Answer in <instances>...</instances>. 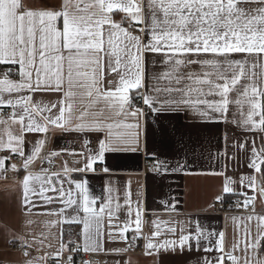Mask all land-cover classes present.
<instances>
[{
	"label": "snow or ice",
	"instance_id": "obj_1",
	"mask_svg": "<svg viewBox=\"0 0 264 264\" xmlns=\"http://www.w3.org/2000/svg\"><path fill=\"white\" fill-rule=\"evenodd\" d=\"M119 13L124 14L123 19L114 20ZM149 53L161 56L160 62L167 70L150 76V82H155L147 91H141L145 89V56ZM0 65L6 66L0 73V126L7 130V141L0 139V151L23 159L22 168L27 173L22 181L25 209L36 207L30 194L37 195V190L31 184L40 181L39 197L51 204L53 197L46 193H56L63 205L46 214L61 217L64 223L81 224L84 237L82 247L69 248L61 242L54 255L32 257L29 249L36 243L35 238L30 241L27 234L18 233L8 242L19 244L26 257L22 264H46L48 259L52 264H61L66 250L69 256L64 264H74L72 252L104 251L99 242L103 235L101 214L106 213L109 221L113 216L111 199L99 210L93 207L96 200L90 199L86 180L75 182L82 195L79 203L72 190L64 188L60 172L45 168H41V174L30 171L37 160L51 164L52 158L61 155L52 151L41 156L51 129L103 133L95 154L90 149L88 155L71 152L84 156L83 168L70 169L66 162L62 168L64 173L94 171V164L103 162L106 152L119 150L127 143V134L116 129L141 127L140 118L145 112L132 103L130 90L135 89L148 112L155 114V127L161 135L169 132L161 120L167 114L192 110L206 121L227 123L230 104L240 109L248 104L243 126L248 131H259L264 139V0H62L59 8L35 7L25 0H0ZM160 80L167 81L164 87L159 85ZM36 94H59L62 99L43 105L33 101ZM128 117L136 122L125 123ZM13 125L18 126L15 134ZM25 133L45 134L28 155L23 151ZM133 135L138 143L139 132ZM89 143L84 140L85 147ZM245 143L235 147L243 148ZM252 144L248 167L259 179L257 175L242 177L240 183L247 181L246 186L264 201V147L257 151L254 140ZM10 158L0 157V175L8 171L5 162ZM10 167L20 170L15 164ZM235 183L226 178L223 192L233 193ZM244 195L242 206L252 208V214L244 219L257 220V229L253 235L245 227L242 240L234 243L230 252L224 251L223 232L216 233L218 240L213 242L210 238L214 234L205 233L199 223L187 233L181 228L178 241H165L159 247L175 251L178 245L181 251L185 246L191 250L193 245L199 248L201 240L209 239L221 255L213 260L205 257L204 264H225V260L231 264H264V216L255 214L256 195ZM222 199L217 197L218 201ZM119 208L117 203L116 210ZM69 209L77 215L66 216ZM81 210L83 217L78 215ZM141 215L138 206L133 241L142 233ZM59 223L60 219L49 222L52 226ZM93 225L96 240L90 244ZM155 227L153 236L159 237L160 226L156 223ZM129 229L130 224L125 223L116 235L127 240ZM170 231L175 233L176 229ZM109 236L114 238L112 233ZM131 246L109 251L123 253ZM157 247L149 239L147 253L150 255ZM237 250L243 255L237 256ZM83 264L97 262L85 260Z\"/></svg>",
	"mask_w": 264,
	"mask_h": 264
},
{
	"label": "crops",
	"instance_id": "obj_2",
	"mask_svg": "<svg viewBox=\"0 0 264 264\" xmlns=\"http://www.w3.org/2000/svg\"><path fill=\"white\" fill-rule=\"evenodd\" d=\"M25 2L35 7L59 8L62 0H25ZM123 17L124 14L119 13L115 14L113 19L120 21ZM135 34L144 35L139 32ZM161 59V56L157 54H146L145 89L141 91H147L155 82H150V76L167 70V66L160 62ZM153 61L155 64L152 63ZM5 70L6 66L0 65V73ZM166 83L165 80L159 81L161 87H164ZM130 96L133 100L138 98L137 91L130 90ZM61 99L59 94L33 96L34 102L43 105L54 104ZM248 110V104H244L242 109L235 104H230L227 123L206 121L192 110L167 114L161 117V120L169 132L161 135L155 127V114L144 109L145 115L140 118L141 127L139 129L115 130L127 134V143H123L119 150L106 152L103 162L97 161L94 164V171L85 172L64 173L62 168L65 162L70 169L83 168L84 156L72 155L71 152H84L88 155L90 149L91 154H95L98 151L97 141L103 139L104 134L99 132L80 134L51 129L47 133V142L42 149L41 156L52 151L61 152V155L58 158H52L51 164L44 160H37L31 166L30 171L33 174H41V168H45L60 172L64 178V188L66 190L70 188L72 195L78 198L79 203H82V195L76 190L75 182L86 180L89 197L96 200L93 207L97 210L111 199L112 203L109 205L113 210L111 221L106 213L101 214L103 235L99 238V242L104 251L91 253L100 255V260L96 261L97 264H204L205 257L213 260L221 255L216 250L215 243H210L209 239L201 240L199 248L193 245L189 250L185 246L183 251L178 245L175 251L171 248L167 250L160 248L159 245L165 241H178L181 228L187 233L194 230L197 223L205 233L214 234L210 238L213 242L218 240L216 233H224L225 253L231 251L234 243L242 240L245 227L250 228L252 234L255 235L257 220L244 219L252 214L251 207L244 215L225 214L219 207L221 202L226 207L229 206L226 202L227 197L232 202L235 198L244 200V194L256 195L246 186L247 181L244 184L240 183L242 177L257 175L254 169L248 167L252 158V141H255L257 151L264 147L261 133L248 131L243 126L242 122ZM124 122L135 123L136 121L128 117ZM11 130L15 134L18 126L13 125ZM136 132H139L138 143L134 142L133 134ZM44 136V133H25L23 145L25 155H28L36 142ZM0 139L7 141V130L4 126H0ZM85 139L90 141L86 147ZM244 141L247 143L243 148L235 147L236 144ZM5 156L11 158L5 162L8 171L0 175V264H22V261L26 259L12 248L13 244L8 242L18 233L27 234L30 241L35 238L36 243L33 245L35 252L31 255L32 257H40L49 253L54 255L60 248L61 242L69 248L76 244L82 247L84 237L81 224L64 223L63 218L46 214L55 212L63 205L56 198V193H46L53 197L51 204H46L39 197L40 181H33L31 184V187L37 190V195L30 194L36 207L25 209L22 199V181L27 173L22 168L23 159L9 151H0V157ZM147 159L155 161L157 164L155 171L145 172V160ZM12 164L17 165L20 170H11L10 165ZM104 168L108 171L105 172ZM226 178L236 182L232 185L233 193L223 192ZM257 179H259L258 175ZM109 189L112 190L111 193ZM220 196H223V199L218 201L217 197ZM117 203L120 205L118 211L116 210ZM169 205L174 206L175 210H171ZM138 206L142 210L141 228L142 233L145 234L144 244L131 246L127 252L123 253L109 251L129 247L130 235L135 229L134 222ZM255 214L264 216V201L258 195L255 201ZM65 215L71 217L77 213L69 209ZM78 215L79 217L84 216L82 210ZM233 217L237 219L234 220ZM58 219L61 223L55 226L49 224L50 221ZM27 220L33 223L26 224ZM125 223L130 224V229L126 233L127 240L120 239L116 235L118 228H122ZM156 223L160 226L161 235L159 237L153 236ZM172 228L176 229L175 233L170 231ZM90 231L89 243L92 244L96 240L95 225ZM109 233H112L114 238H110ZM149 239L158 245L150 255L146 249ZM205 248H211L212 251H205ZM235 254L243 255L240 250H237ZM229 262L225 260V264Z\"/></svg>",
	"mask_w": 264,
	"mask_h": 264
},
{
	"label": "built area",
	"instance_id": "obj_3",
	"mask_svg": "<svg viewBox=\"0 0 264 264\" xmlns=\"http://www.w3.org/2000/svg\"><path fill=\"white\" fill-rule=\"evenodd\" d=\"M13 71H15V68H13ZM133 105H135L136 107H140L143 108L145 110H148V108L143 104V101L139 98H136L133 100ZM5 111H8L7 109H5ZM157 168V164L155 163V161L153 160H145V172H153L155 171ZM9 172H11V170H9ZM243 199L241 198H235L231 204H229L228 207H226V205L224 203H220L219 207H221L222 212L227 214V213H232V214H238V215H244L248 213V210L245 209L242 205H243ZM133 235L134 232L131 233L130 235V241H131V245L132 246H142L144 244L145 241V234L141 233L136 239L135 241H133ZM75 246H79L80 245L76 244ZM12 248L15 251L20 252L23 255V251L20 249L19 244L17 243L16 245H13ZM30 252V256L34 254L35 250L29 249ZM74 264H83V261L85 260H94V261H99L100 260V255L99 254H91V253H85V252H72L71 253ZM24 256V255H23ZM69 256V252L64 253V258L63 261L61 262V264H64V262H66V259ZM46 264H52V259H48ZM229 264H231V262H229Z\"/></svg>",
	"mask_w": 264,
	"mask_h": 264
},
{
	"label": "trees",
	"instance_id": "obj_4",
	"mask_svg": "<svg viewBox=\"0 0 264 264\" xmlns=\"http://www.w3.org/2000/svg\"><path fill=\"white\" fill-rule=\"evenodd\" d=\"M227 205L231 204V199L229 197L226 198Z\"/></svg>",
	"mask_w": 264,
	"mask_h": 264
}]
</instances>
